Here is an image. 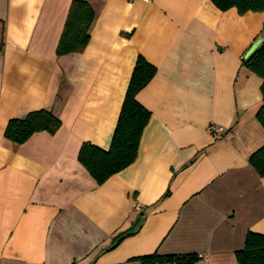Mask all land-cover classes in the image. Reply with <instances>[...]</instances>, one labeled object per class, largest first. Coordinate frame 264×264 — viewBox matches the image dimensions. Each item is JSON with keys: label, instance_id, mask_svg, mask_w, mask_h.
Here are the masks:
<instances>
[{"label": "crops", "instance_id": "obj_1", "mask_svg": "<svg viewBox=\"0 0 264 264\" xmlns=\"http://www.w3.org/2000/svg\"><path fill=\"white\" fill-rule=\"evenodd\" d=\"M71 1L0 0V264H138L154 252L238 264L246 233L264 234V177L248 162L264 144L262 80L242 65L264 11L86 0V47L57 57ZM138 55L156 69L136 94L150 117L135 160L99 185L78 150L108 149ZM39 109L60 120L54 134L4 137Z\"/></svg>", "mask_w": 264, "mask_h": 264}, {"label": "trees", "instance_id": "obj_2", "mask_svg": "<svg viewBox=\"0 0 264 264\" xmlns=\"http://www.w3.org/2000/svg\"><path fill=\"white\" fill-rule=\"evenodd\" d=\"M216 8L225 11L236 8L239 15L248 11H264V0H210ZM95 18V11L86 0H73L55 49L57 57L80 53L89 41V33ZM264 36V21L262 23ZM128 37V34H123ZM3 41L0 42V53ZM242 65L261 78V104L255 118L264 129V40L249 55L242 59ZM155 67L138 55L131 72L125 96L108 149H102L90 142H83L78 150V162L87 170L97 184L104 183L110 176L130 165L136 158L140 137L150 112L136 100V94L155 75ZM60 120L45 109L28 112L22 118L10 119L4 130V137L15 144H22L34 133L45 131L54 134L60 127ZM231 128H229L230 130ZM249 165L256 174L264 177V144L249 157ZM168 194V191L165 195ZM129 233H123L121 240ZM238 264H264V234L247 232L244 246L235 252ZM138 264H196L199 257L194 253L158 254L156 252L134 258ZM74 264V263H73Z\"/></svg>", "mask_w": 264, "mask_h": 264}, {"label": "water", "instance_id": "obj_3", "mask_svg": "<svg viewBox=\"0 0 264 264\" xmlns=\"http://www.w3.org/2000/svg\"><path fill=\"white\" fill-rule=\"evenodd\" d=\"M264 40V36L257 37L253 43L249 46V48L246 50V52L243 55V59H246L249 57V55L260 45V43Z\"/></svg>", "mask_w": 264, "mask_h": 264}, {"label": "built area", "instance_id": "obj_4", "mask_svg": "<svg viewBox=\"0 0 264 264\" xmlns=\"http://www.w3.org/2000/svg\"><path fill=\"white\" fill-rule=\"evenodd\" d=\"M221 130H222L221 127H217V126H214V125H212V124H210V125L208 126V131H209L210 133H219V132H221ZM199 257H201V256H199Z\"/></svg>", "mask_w": 264, "mask_h": 264}]
</instances>
